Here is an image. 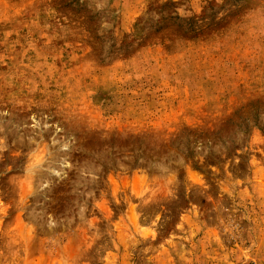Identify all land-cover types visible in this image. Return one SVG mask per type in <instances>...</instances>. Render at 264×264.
<instances>
[{"label":"rangeland","instance_id":"374dc122","mask_svg":"<svg viewBox=\"0 0 264 264\" xmlns=\"http://www.w3.org/2000/svg\"><path fill=\"white\" fill-rule=\"evenodd\" d=\"M0 264H264V0H0Z\"/></svg>","mask_w":264,"mask_h":264}]
</instances>
